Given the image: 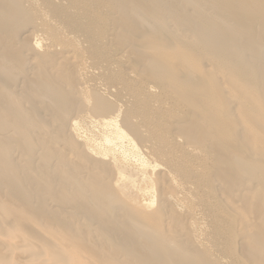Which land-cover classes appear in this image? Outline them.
Wrapping results in <instances>:
<instances>
[{
  "label": "bare ground",
  "instance_id": "1",
  "mask_svg": "<svg viewBox=\"0 0 264 264\" xmlns=\"http://www.w3.org/2000/svg\"><path fill=\"white\" fill-rule=\"evenodd\" d=\"M0 264H264V0H0Z\"/></svg>",
  "mask_w": 264,
  "mask_h": 264
}]
</instances>
